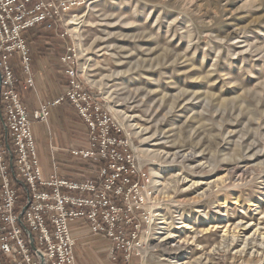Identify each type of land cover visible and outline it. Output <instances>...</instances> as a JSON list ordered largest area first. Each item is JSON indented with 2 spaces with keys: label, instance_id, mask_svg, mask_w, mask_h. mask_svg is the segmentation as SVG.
I'll use <instances>...</instances> for the list:
<instances>
[{
  "label": "rangeland",
  "instance_id": "374dc122",
  "mask_svg": "<svg viewBox=\"0 0 264 264\" xmlns=\"http://www.w3.org/2000/svg\"><path fill=\"white\" fill-rule=\"evenodd\" d=\"M68 20L86 87L147 173L138 205L152 223L135 263L264 264V0H94ZM59 55L38 60L39 98L22 99L38 106L64 92ZM62 108L47 125L30 118L42 176L56 165L92 177L68 155L87 137L71 135L84 127ZM80 224L69 225L75 264H113L110 241Z\"/></svg>",
  "mask_w": 264,
  "mask_h": 264
},
{
  "label": "built area",
  "instance_id": "2783aa9c",
  "mask_svg": "<svg viewBox=\"0 0 264 264\" xmlns=\"http://www.w3.org/2000/svg\"><path fill=\"white\" fill-rule=\"evenodd\" d=\"M93 1L0 0V264H42L41 259L45 264H75L76 240L69 226L75 221L91 235L110 241L107 254L113 264L142 261L141 237L148 235L152 223L138 205L147 173L138 167L131 138L102 99L86 87L79 47L68 31V19ZM35 26L68 39L59 58L66 87L29 113L11 64L17 60L22 89L36 91L29 48L22 37ZM64 101L88 133L86 146L72 148L68 155L88 164L91 178L61 176L56 165L48 180L42 176L30 118L47 125L50 108Z\"/></svg>",
  "mask_w": 264,
  "mask_h": 264
},
{
  "label": "trees",
  "instance_id": "16d2710c",
  "mask_svg": "<svg viewBox=\"0 0 264 264\" xmlns=\"http://www.w3.org/2000/svg\"><path fill=\"white\" fill-rule=\"evenodd\" d=\"M51 32L48 30H45L44 26H35L31 29L26 30L25 32H23L22 37L24 38V40L27 43V46L29 48V52H30V58H31V69H35V67L37 66V62L39 59H48L49 54H52L54 57L58 56L59 54V58L61 57V55L64 53L65 51V45L64 48L62 47V44L60 45V47L58 49L53 48L52 44H51ZM58 58V61H59ZM60 64V63H59ZM14 75L19 79L18 85H17V89L19 91V93H21V91L23 90L21 87V82H22V74L20 71V68L18 65L15 64H11ZM64 89L66 87V79L64 78ZM22 100V98H21ZM23 103V101H22ZM69 107L70 110L72 111L71 113H69V115L71 116V120L74 123H81L82 126L84 127V130H78L76 127H70L69 129L71 130V135L75 136L78 134L83 133L84 136L87 137V127L86 125L82 122V120L75 114V112L73 111L72 107L70 106V103L68 101H64L62 102L60 105H58L57 107L61 110H63L62 107ZM54 108V107H53ZM64 112V111H62ZM66 112V111H65ZM59 114V112H58ZM66 114V113H65ZM58 117H60V115H58ZM84 164V163H82ZM87 165V164H85ZM88 166V165H87ZM71 168H68L66 170V172L70 173V176H68V178H72V179H77V180H82V179H86L87 177H83V175H81L82 177H74V175H78L79 172H77V170L72 169L73 166H70ZM89 167V166H88ZM86 168V167H85ZM86 171L81 172L82 174H84ZM72 174V175H71ZM67 177V176H64ZM91 178V177H89ZM118 262H122V259L119 258Z\"/></svg>",
  "mask_w": 264,
  "mask_h": 264
},
{
  "label": "crops",
  "instance_id": "0c3cea01",
  "mask_svg": "<svg viewBox=\"0 0 264 264\" xmlns=\"http://www.w3.org/2000/svg\"><path fill=\"white\" fill-rule=\"evenodd\" d=\"M24 90H22L21 91V93L23 92ZM34 93L36 94V96L38 97V94H37V90L36 91H34ZM21 96V95H20ZM39 98V97H38ZM22 101H23V104H24V106L26 107V109H27V111L28 112H31V111H33V110H35L38 106H34V105H32V104H30V102H28L26 99H22ZM40 102H41V100H40ZM40 104V103H39Z\"/></svg>",
  "mask_w": 264,
  "mask_h": 264
},
{
  "label": "water",
  "instance_id": "95a60500",
  "mask_svg": "<svg viewBox=\"0 0 264 264\" xmlns=\"http://www.w3.org/2000/svg\"><path fill=\"white\" fill-rule=\"evenodd\" d=\"M41 262H42V264H45L43 259H41Z\"/></svg>",
  "mask_w": 264,
  "mask_h": 264
},
{
  "label": "bare ground",
  "instance_id": "6f19581e",
  "mask_svg": "<svg viewBox=\"0 0 264 264\" xmlns=\"http://www.w3.org/2000/svg\"><path fill=\"white\" fill-rule=\"evenodd\" d=\"M76 16V15H75Z\"/></svg>",
  "mask_w": 264,
  "mask_h": 264
}]
</instances>
